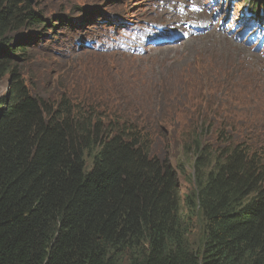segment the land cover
Returning <instances> with one entry per match:
<instances>
[{
	"label": "trees",
	"instance_id": "trees-1",
	"mask_svg": "<svg viewBox=\"0 0 264 264\" xmlns=\"http://www.w3.org/2000/svg\"><path fill=\"white\" fill-rule=\"evenodd\" d=\"M39 25L49 26L28 0H0V83L10 77L0 97V264H264L262 123H239L226 106L223 125L213 124L216 97L196 95L206 121L186 146L197 177L184 200L171 161L112 110L119 97L129 105L149 97L101 91L95 99L84 89L86 99L55 104L29 91L18 63L34 50L20 33ZM213 128L216 141L204 146ZM196 214L204 233L194 249L187 235Z\"/></svg>",
	"mask_w": 264,
	"mask_h": 264
},
{
	"label": "rangeland",
	"instance_id": "rangeland-1",
	"mask_svg": "<svg viewBox=\"0 0 264 264\" xmlns=\"http://www.w3.org/2000/svg\"><path fill=\"white\" fill-rule=\"evenodd\" d=\"M255 1L260 7L257 9L260 12L262 9L260 17L264 21V0ZM176 2L177 0H39L35 6L43 15L44 21L46 24L55 23L61 34L51 48L39 45V49L25 55L23 61H19L18 67L22 81L29 87V91L34 96L53 101L55 104L62 97H70L76 102L80 101V97L86 94L84 89L89 91L91 89L93 96L97 97L95 99L105 98L102 92L110 97L121 91H129L135 94L143 92L149 97L148 103L138 104L139 106L129 105L119 97L118 104L112 110L137 125L142 134H148L151 143L150 150L154 156L171 161L178 170L182 197L185 200L188 195L195 191L197 177L191 166L195 155L191 153L188 155L185 151L186 146L190 144V139L195 140L200 123L206 121L204 118L205 109L203 108L205 99L196 97V95L191 96L192 90L190 89H185L183 93L173 92L172 94H178L176 96L167 95L162 90L172 89L169 81L179 80L181 84L186 82L182 74L193 71L192 61H196L191 53L200 57L203 54L202 45L195 41L194 45L197 48L191 49L188 53L180 47H169L177 49L174 51L169 48L153 50L149 54L148 60L159 62V68L156 69L151 62H148L141 80H136L132 85L126 84L125 86L126 81L111 74L99 58L94 60V55L90 51L93 50V47L106 43L112 36L118 35V30L127 26L135 28L151 25L154 32L159 31V27L164 28L168 22L184 14L179 11V5H176ZM236 2L246 6L248 4V1L245 0H237ZM250 5L254 7L251 2ZM66 17L73 19L74 33L69 34L61 30L62 23L59 22V19L63 18L65 21ZM97 18H103V20L98 27H93V21ZM81 21L82 24L76 26ZM114 26L116 27L115 30L110 29ZM42 28L39 25L30 31L22 30L20 35L24 38L33 39L34 35L38 33L37 31ZM78 29L80 31L76 32ZM46 39L49 40L51 37H46ZM88 45L90 48L87 47ZM221 47L218 40L214 38L209 41L206 48L214 72L211 71L213 75H209L210 71L207 72L206 79L203 80L200 89L206 90L217 99L215 106L208 109L209 121L218 126L223 125L220 123L224 120V116L225 118L228 117L225 114L227 106L232 111L230 118L235 117L239 123H242V117L247 116L261 122L264 127V83L259 80L260 76L264 78V69L261 73H257L255 66L257 60L264 62V56L254 50H247L234 58L223 53ZM143 50L146 51V49ZM99 52L104 55L106 60L114 58L123 64V58L118 53L105 52L102 49ZM229 65L242 67L248 71L252 83L263 95L261 96L258 92L253 93V95L262 97V113L250 105L246 106L228 100L230 96L228 95L227 98L224 95L223 86L217 89L218 81L215 77L220 71H225ZM151 72L155 74L156 85L160 87L158 92L153 91ZM105 76L110 79L103 80L102 77ZM9 82L10 77L8 75L0 83V97L7 94ZM95 82L99 85L97 86ZM98 89H100V94L97 92ZM91 91L86 95H91ZM81 99H86V97H81ZM207 100L209 99L207 98ZM136 101L139 99L137 98ZM229 101L232 103L229 104ZM255 128L257 127L255 126ZM258 131L260 132V127ZM216 132L217 129L213 128L210 137L209 134H206L203 139L204 146L214 145ZM254 133L253 130L249 131L250 135ZM261 133H264V130ZM244 137V135L236 132L231 135L233 140H241ZM250 139L249 136L248 140ZM201 173L205 174L204 171ZM183 214L188 216V211L185 210ZM190 218L192 220L190 221L191 226L187 240L195 249L203 238L204 220L200 214L190 216Z\"/></svg>",
	"mask_w": 264,
	"mask_h": 264
},
{
	"label": "bare ground",
	"instance_id": "bare-ground-1",
	"mask_svg": "<svg viewBox=\"0 0 264 264\" xmlns=\"http://www.w3.org/2000/svg\"><path fill=\"white\" fill-rule=\"evenodd\" d=\"M178 1V0H177ZM128 3V2H127ZM143 12V11H142ZM108 14V13H107ZM107 16V15H106ZM147 16V15H146ZM125 17V16H124ZM108 19V18H107ZM127 20V19H126ZM133 20V19H132ZM138 20V19H137ZM124 23V22H123ZM144 23V22H143ZM137 24V23H136ZM244 27H246V25H243ZM27 39V38H26ZM198 95V94H197ZM225 96H227V98H228V94H227V92L225 91V94H224Z\"/></svg>",
	"mask_w": 264,
	"mask_h": 264
},
{
	"label": "water",
	"instance_id": "water-1",
	"mask_svg": "<svg viewBox=\"0 0 264 264\" xmlns=\"http://www.w3.org/2000/svg\"><path fill=\"white\" fill-rule=\"evenodd\" d=\"M30 4L34 5L36 0H28Z\"/></svg>",
	"mask_w": 264,
	"mask_h": 264
}]
</instances>
